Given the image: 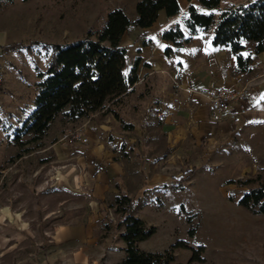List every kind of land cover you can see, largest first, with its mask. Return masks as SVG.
Listing matches in <instances>:
<instances>
[{"label": "rangeland", "instance_id": "obj_1", "mask_svg": "<svg viewBox=\"0 0 264 264\" xmlns=\"http://www.w3.org/2000/svg\"><path fill=\"white\" fill-rule=\"evenodd\" d=\"M134 2H6L3 22L8 35L17 37V44L9 51L7 62H0L5 69L0 86H4L0 89V264H40L60 252H65L61 254L63 260L55 261L53 256L49 261L78 262L70 256L77 250L72 249L75 243L57 245L53 232L61 225L85 224L91 215L89 197L63 183L47 146L55 125L64 140L73 141L72 134L77 130L84 137L83 133L74 123L58 117L38 143L20 149L14 137L34 109L35 85L38 73L44 74L47 69L48 47L81 40L89 31H101L112 9L129 12ZM134 136L130 134L129 138ZM254 136L255 143H247L243 157H226L222 152L227 148L221 140H188L183 154L179 152L180 158L169 160L171 164L178 160V166L168 167V183L140 200L132 198V213L155 227V233L138 248L161 253L176 242L182 243L181 248L173 250L174 260L169 264H264V214L252 213L237 204L245 191L264 186V126ZM157 140L156 151L162 152L163 142L159 137ZM24 149L17 158L16 154ZM113 199L107 198V208ZM117 222L118 216L110 208L102 221L89 223L93 237L88 242L94 241V245L82 249L84 264H121L124 245Z\"/></svg>", "mask_w": 264, "mask_h": 264}, {"label": "crops", "instance_id": "obj_2", "mask_svg": "<svg viewBox=\"0 0 264 264\" xmlns=\"http://www.w3.org/2000/svg\"><path fill=\"white\" fill-rule=\"evenodd\" d=\"M134 1L129 12L121 8L130 20L135 18L137 0ZM245 1L248 0H223V4L236 5ZM177 2L178 16L169 18L160 11L150 27H129L122 35L120 45L127 49L123 72L128 73L134 60L138 59L137 81L120 103L110 107L111 111L103 110L89 118L68 122L81 130L87 144L64 140L58 125L53 129L47 147L52 150L61 171L60 178L70 188L89 197L91 215L85 224L61 225L53 232L57 245L75 243L72 249L77 250L70 256L78 262L72 264H84L86 257L82 249L94 245V241L88 242L92 229L89 223L103 220L110 210L107 198H114L122 191L128 197L140 200L167 184L170 178L168 167L178 166V160L174 161L175 164L169 160L174 156L180 158L179 152L183 154L188 140L200 142L207 139L211 143L221 140L229 149L222 152L226 157L234 154L243 157L247 143H255V133L262 131L264 52L251 60L249 71L237 72L235 56L229 49L211 45L210 29L200 30L188 42L177 41L176 44L165 40L163 34L175 26L186 39L188 30L182 18L189 5L199 6L198 0ZM5 4L0 0V62H7L9 51L17 44V37L8 35L3 22L8 10ZM245 47L250 49L253 44L246 43ZM244 85L249 87V112L237 121L212 122L208 102L196 91L219 87L234 89ZM2 94L0 92V96ZM120 120L132 124V130L123 131ZM117 127L118 131L115 130ZM152 129H156L158 135ZM130 134L135 135L133 139L129 138ZM158 137L165 147L162 152L156 151ZM64 253L56 256L54 253L49 259L63 260L61 254ZM49 259L40 264H56Z\"/></svg>", "mask_w": 264, "mask_h": 264}, {"label": "trees", "instance_id": "obj_3", "mask_svg": "<svg viewBox=\"0 0 264 264\" xmlns=\"http://www.w3.org/2000/svg\"><path fill=\"white\" fill-rule=\"evenodd\" d=\"M5 3L9 0H3ZM190 1V0H188ZM199 6H188L183 24L188 37L175 26L163 34L172 43L182 38L188 42L200 30H211V45L228 48L235 56L236 71H249V63L264 52V0H251L224 5L223 0H198ZM135 18L130 20L120 8L112 9L99 32H87L85 38L67 44L50 45V55L45 73H38L35 85L34 109L23 122L14 137L16 147L38 143L47 133L57 116L66 122L89 118L122 101L137 81L138 59L129 72L123 67L127 49L120 45L124 32L129 27L145 29L163 11L169 18L180 13L177 0H138ZM252 43V48H246ZM247 54L243 55L242 52ZM119 126L130 131L133 125L122 120ZM29 136L25 141L22 138ZM26 149L16 156L20 158ZM228 183H232L229 181ZM237 204L256 214H264V186L245 191ZM134 200L120 191L109 206L118 216L117 229H122L119 238L124 247L121 264H169L173 262V250L182 247L176 242L161 253L145 252L138 244L155 233V227L133 215ZM195 254V253H194Z\"/></svg>", "mask_w": 264, "mask_h": 264}, {"label": "built area", "instance_id": "obj_4", "mask_svg": "<svg viewBox=\"0 0 264 264\" xmlns=\"http://www.w3.org/2000/svg\"><path fill=\"white\" fill-rule=\"evenodd\" d=\"M251 1V0H249ZM178 43H183L179 38ZM5 71L0 66V86L4 83ZM209 104L210 119L212 122L219 123L223 121H237L240 117L249 112L247 100L249 96V87L244 85L240 88L229 89L219 87L212 90L202 89L196 91ZM71 139L80 143H86L87 139L77 130L72 134Z\"/></svg>", "mask_w": 264, "mask_h": 264}]
</instances>
